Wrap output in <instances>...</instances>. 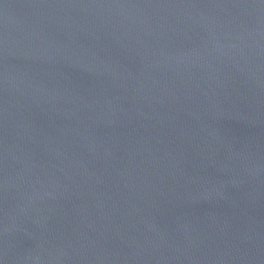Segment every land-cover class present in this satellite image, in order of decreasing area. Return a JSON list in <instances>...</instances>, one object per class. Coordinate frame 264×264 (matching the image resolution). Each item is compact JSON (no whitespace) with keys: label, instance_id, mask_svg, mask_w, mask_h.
Listing matches in <instances>:
<instances>
[{"label":"water","instance_id":"water-1","mask_svg":"<svg viewBox=\"0 0 264 264\" xmlns=\"http://www.w3.org/2000/svg\"><path fill=\"white\" fill-rule=\"evenodd\" d=\"M0 264H264V0H0Z\"/></svg>","mask_w":264,"mask_h":264}]
</instances>
